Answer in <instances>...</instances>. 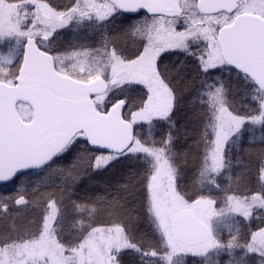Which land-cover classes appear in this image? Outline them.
I'll return each instance as SVG.
<instances>
[{
  "label": "snow or ice",
  "instance_id": "1",
  "mask_svg": "<svg viewBox=\"0 0 264 264\" xmlns=\"http://www.w3.org/2000/svg\"><path fill=\"white\" fill-rule=\"evenodd\" d=\"M69 26L98 42L56 47ZM194 85L198 129L178 150ZM255 126L264 137V0H0V182L35 170L58 189L0 199V264H264V148L255 190L232 156Z\"/></svg>",
  "mask_w": 264,
  "mask_h": 264
},
{
  "label": "trees",
  "instance_id": "2",
  "mask_svg": "<svg viewBox=\"0 0 264 264\" xmlns=\"http://www.w3.org/2000/svg\"><path fill=\"white\" fill-rule=\"evenodd\" d=\"M70 0H56V3L58 4H67ZM128 26V21L126 19H117L115 21V24L109 29V31H116L114 33H111V35L116 34L123 28H126ZM90 30V29H89ZM69 31H72V26H69V28L60 30L61 37L57 39L56 47L63 48L67 46L69 43H72L74 40L72 39V36L69 34ZM75 31H79V34L81 35L82 32H85L83 29H78ZM93 32L92 30H90ZM95 33V32H94ZM97 34V33H96ZM98 35V34H97ZM98 42V40H97ZM126 46L130 49L133 47L132 41L127 40ZM168 56L169 62H176L182 57L177 54H166ZM197 88L198 85H194L193 88L186 92L184 95V101L183 106L180 111V113L177 116L178 121V127L181 130V133L187 130L189 132L188 139H184L183 135L180 136V139L177 141V149L178 150H184L187 148L188 145L192 143V138L194 135V132L198 129V124L194 120H191V113L195 110H200L199 103L193 104V100L196 97L197 94ZM236 100L239 101L240 97L237 96ZM164 129H161L163 131ZM262 131L259 126H255L253 128V131H245L241 140L238 142V145L233 148L232 150V156L235 162H237V167L234 169V175L236 173H244L248 178V188H251L255 190L256 188V161L254 158H251L249 156V153H254L256 151H259L261 148H264V143H262ZM64 166H67L69 161H62L61 162ZM125 167V165H122L121 168ZM191 167L188 169V173L190 174ZM43 178V174L32 170L24 175H21L12 181L1 184L0 185V199H3L5 197H12L17 194V192L23 188L26 190L27 194H31L32 190L34 188H38L39 192H46V191H55L58 190L54 186L45 187L41 181ZM187 178V177H186ZM120 179V174L117 172L112 173H104L102 175H95L92 174L89 177H85L81 183L78 185V193L81 196L84 195H95L97 193H103L104 188L106 185L110 186L112 183H115L116 180ZM56 183L58 184L59 181L57 180ZM39 192L37 194H39ZM141 215H143L142 210ZM31 216L30 213L25 215V222L27 218ZM18 224L20 223L19 220L16 221ZM10 221L6 220H0V231L5 230ZM260 223V221L254 220L252 222L253 228L257 226V224ZM139 232H148V226L144 220H141L138 228ZM225 239H227V235L225 236ZM239 255V253H237ZM196 258H189L190 264H195ZM252 261V264H256V257L250 258ZM228 256L223 255L220 257V264H227ZM122 264H138V260L135 254L128 253L123 256V262Z\"/></svg>",
  "mask_w": 264,
  "mask_h": 264
},
{
  "label": "flooded vegetation",
  "instance_id": "3",
  "mask_svg": "<svg viewBox=\"0 0 264 264\" xmlns=\"http://www.w3.org/2000/svg\"><path fill=\"white\" fill-rule=\"evenodd\" d=\"M60 34H61V32H60ZM60 34L58 36L54 37V39H56V41H57V39H59L61 37L62 34L61 35ZM69 34L72 37L74 36V34L76 36L80 35L79 31L77 32V31H74V30L69 31ZM81 36L86 38V42H88L90 44H93V45H95L97 43V40L99 39V36L96 33L91 32L90 30H86L85 32H82ZM73 42H76V41H73ZM81 42H83V41H81Z\"/></svg>",
  "mask_w": 264,
  "mask_h": 264
},
{
  "label": "rangeland",
  "instance_id": "4",
  "mask_svg": "<svg viewBox=\"0 0 264 264\" xmlns=\"http://www.w3.org/2000/svg\"><path fill=\"white\" fill-rule=\"evenodd\" d=\"M114 32H116V31H109V34L111 35V33H114ZM61 35V34H60ZM72 39L74 40V41H86V38L85 37H82L81 35H79V36H76L75 34H74V36L72 37Z\"/></svg>",
  "mask_w": 264,
  "mask_h": 264
},
{
  "label": "water",
  "instance_id": "5",
  "mask_svg": "<svg viewBox=\"0 0 264 264\" xmlns=\"http://www.w3.org/2000/svg\"><path fill=\"white\" fill-rule=\"evenodd\" d=\"M28 172H30V171H28ZM28 172H26V173H28ZM26 173L18 174L17 177H19V176H21V175H24V174H26ZM17 177H16V178H17ZM14 179H15V178H14ZM11 181H12V180H11ZM8 182H10V181H7V182H0V185H1V184H6V183H8Z\"/></svg>",
  "mask_w": 264,
  "mask_h": 264
}]
</instances>
